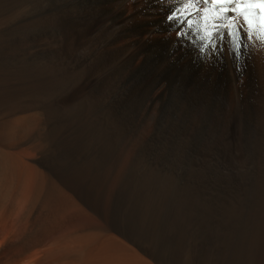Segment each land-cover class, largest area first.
I'll return each mask as SVG.
<instances>
[{
	"label": "bare ground",
	"instance_id": "bare-ground-1",
	"mask_svg": "<svg viewBox=\"0 0 264 264\" xmlns=\"http://www.w3.org/2000/svg\"><path fill=\"white\" fill-rule=\"evenodd\" d=\"M0 264H264L259 26L0 0Z\"/></svg>",
	"mask_w": 264,
	"mask_h": 264
},
{
	"label": "snow or ice",
	"instance_id": "snow-or-ice-1",
	"mask_svg": "<svg viewBox=\"0 0 264 264\" xmlns=\"http://www.w3.org/2000/svg\"><path fill=\"white\" fill-rule=\"evenodd\" d=\"M210 3L220 14L227 16L229 12L238 13L249 29L258 25L264 32V0H210ZM233 3L235 6L229 8L228 5ZM188 23L191 25L192 21L189 20Z\"/></svg>",
	"mask_w": 264,
	"mask_h": 264
},
{
	"label": "rangeland",
	"instance_id": "rangeland-1",
	"mask_svg": "<svg viewBox=\"0 0 264 264\" xmlns=\"http://www.w3.org/2000/svg\"><path fill=\"white\" fill-rule=\"evenodd\" d=\"M224 28L226 29V26H224L223 29H224Z\"/></svg>",
	"mask_w": 264,
	"mask_h": 264
}]
</instances>
